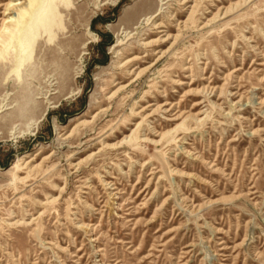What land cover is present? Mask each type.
I'll list each match as a JSON object with an SVG mask.
<instances>
[{
  "label": "rangeland",
  "instance_id": "obj_1",
  "mask_svg": "<svg viewBox=\"0 0 264 264\" xmlns=\"http://www.w3.org/2000/svg\"><path fill=\"white\" fill-rule=\"evenodd\" d=\"M12 1L0 264H264V0Z\"/></svg>",
  "mask_w": 264,
  "mask_h": 264
},
{
  "label": "bare ground",
  "instance_id": "obj_2",
  "mask_svg": "<svg viewBox=\"0 0 264 264\" xmlns=\"http://www.w3.org/2000/svg\"><path fill=\"white\" fill-rule=\"evenodd\" d=\"M24 2H17V1H12V0H7V2H5L2 6H3V12H2V17H1V23H0V41L3 38V36L8 33V28L9 26L14 22L15 18L11 15V12L14 8L20 7L23 5ZM226 10V9H225ZM191 11V9H190ZM217 12V11H216ZM203 14V13H202ZM213 15L210 19H214ZM53 22V20H52ZM52 22L50 25H52ZM156 27H162V24L157 23L155 25ZM163 29H158L157 32H162ZM164 32V31H163ZM176 35V34H175ZM173 36V35H172ZM166 104V102L164 103ZM167 107V106H166ZM197 119V118H196ZM81 122V121H80ZM72 130V129H71ZM71 132V131H70ZM69 132V133H70ZM158 143V140L155 141ZM83 225V224H82Z\"/></svg>",
  "mask_w": 264,
  "mask_h": 264
}]
</instances>
